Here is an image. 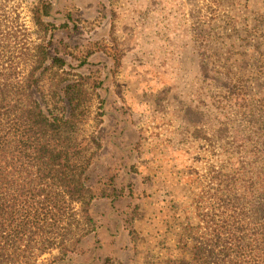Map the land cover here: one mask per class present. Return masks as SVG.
Instances as JSON below:
<instances>
[{"label": "rangeland", "instance_id": "1", "mask_svg": "<svg viewBox=\"0 0 264 264\" xmlns=\"http://www.w3.org/2000/svg\"><path fill=\"white\" fill-rule=\"evenodd\" d=\"M48 1L47 21L57 28L50 54L65 61L63 71L87 78L82 130L101 145L92 183L98 194L129 201L130 259L192 264L179 239L191 246L185 229L198 225L197 206L203 215L225 213L205 194L212 172L237 179L249 161L243 151L251 146L239 141L254 128L236 103L257 112L264 98V0ZM37 2H10L31 32Z\"/></svg>", "mask_w": 264, "mask_h": 264}, {"label": "trees", "instance_id": "2", "mask_svg": "<svg viewBox=\"0 0 264 264\" xmlns=\"http://www.w3.org/2000/svg\"><path fill=\"white\" fill-rule=\"evenodd\" d=\"M11 1H0V264H37L52 253L49 264H64L97 230L92 207L105 195L90 169L101 145L82 130L91 102L87 78L63 71L65 61L50 54L57 29L47 21L51 2L38 0L30 10L31 32ZM236 106L254 128L239 141L251 146L243 151L249 161L237 179L212 172L205 194L225 213L203 215L197 206L198 225L185 229L191 246L179 239L192 264H264V98L257 112Z\"/></svg>", "mask_w": 264, "mask_h": 264}, {"label": "crops", "instance_id": "3", "mask_svg": "<svg viewBox=\"0 0 264 264\" xmlns=\"http://www.w3.org/2000/svg\"><path fill=\"white\" fill-rule=\"evenodd\" d=\"M134 210L138 212L132 206ZM91 213L97 230L83 241L81 249L84 252L67 264H136L130 259L135 249V242L130 238L133 229L125 219L129 213V201L126 198H119L115 202L99 199Z\"/></svg>", "mask_w": 264, "mask_h": 264}, {"label": "flooded vegetation", "instance_id": "4", "mask_svg": "<svg viewBox=\"0 0 264 264\" xmlns=\"http://www.w3.org/2000/svg\"><path fill=\"white\" fill-rule=\"evenodd\" d=\"M125 198V197H124ZM100 199H109V200H111V202H115L116 200H118V198H108V197H103V198H100ZM99 199H97V200H95L94 201V203L96 202V201H98ZM94 205V204H93ZM93 208V207H92ZM98 227V226H97Z\"/></svg>", "mask_w": 264, "mask_h": 264}]
</instances>
